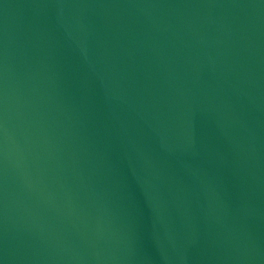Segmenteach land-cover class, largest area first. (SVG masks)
<instances>
[{
	"label": "water",
	"instance_id": "95a60500",
	"mask_svg": "<svg viewBox=\"0 0 264 264\" xmlns=\"http://www.w3.org/2000/svg\"><path fill=\"white\" fill-rule=\"evenodd\" d=\"M0 264H264V0H0Z\"/></svg>",
	"mask_w": 264,
	"mask_h": 264
}]
</instances>
